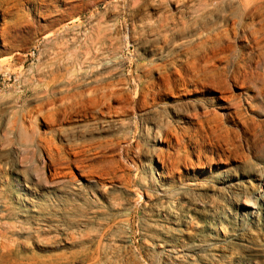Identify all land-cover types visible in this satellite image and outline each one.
<instances>
[{"label":"rangeland","instance_id":"374dc122","mask_svg":"<svg viewBox=\"0 0 264 264\" xmlns=\"http://www.w3.org/2000/svg\"><path fill=\"white\" fill-rule=\"evenodd\" d=\"M181 1L185 4L179 6ZM167 2L171 3L162 0H33L35 4H42L37 12L28 13L30 4H25L23 9L12 11V15L3 14L0 8V264H264V64L256 61L264 47V14L260 20L257 17L247 22H255L251 24V31L257 30L254 37L260 43L258 46L248 48L249 32H242L240 28L236 39L230 37L227 42L232 43L233 49L221 55L228 61L201 64L195 60L201 55H197L198 43L212 31L226 29L225 25L231 24L228 26L231 28V19L221 23L217 17H207L198 22L193 12L196 0ZM180 10H184L182 19L190 25L187 30L178 19ZM166 13L174 22H167L161 30L157 20L161 15L168 17ZM166 29L171 33L183 30V33L174 32L173 37L166 33L168 37L163 39L161 35ZM98 33L101 34L99 41L95 39ZM245 53L252 58L251 62L238 66L233 63L234 58H247ZM197 65L199 68H195ZM209 72L228 77L230 93L223 96L233 97L230 103L220 101V93L205 84L204 80L211 79ZM250 75L255 78L252 80ZM178 76L181 79H177ZM233 76L245 83V89L233 85ZM39 81L72 83L78 86L77 92L86 93L90 99L95 96L98 105L90 103L87 108L84 102L85 109L80 108L81 100L76 98L75 102L80 101L75 109L67 111V117H59L61 124L54 126L58 131L55 134H50L39 118L34 144L24 150L17 142L16 130L7 126V121L10 114L17 111L24 127L32 129L30 120L37 116L35 108L44 103L45 95L40 92L36 96L26 84L35 85ZM118 81L123 83L121 87ZM96 86L101 89L97 90ZM165 86L168 90L164 91ZM113 91L118 92L114 95ZM63 96L64 92L56 93L53 107L44 106L42 113L57 105L61 108L68 105L71 100L60 101ZM105 97L107 101L103 100ZM126 100H132L131 105ZM211 100L217 101L219 106L211 104ZM228 112H240L239 122L228 121L224 116ZM207 118H214V122L207 123ZM45 130L47 132H43ZM43 138L51 141L39 140ZM223 138L236 144L225 142ZM167 154L172 156V161ZM58 163L65 168H57ZM120 166L124 170H120ZM60 173L61 176L56 177ZM119 176H123L120 182Z\"/></svg>","mask_w":264,"mask_h":264},{"label":"bare ground","instance_id":"6f19581e","mask_svg":"<svg viewBox=\"0 0 264 264\" xmlns=\"http://www.w3.org/2000/svg\"><path fill=\"white\" fill-rule=\"evenodd\" d=\"M43 1V0H42ZM70 1V0H69ZM141 1V0H140ZM163 2H166V3H169V2H167L168 0H162ZM174 1H176V0H174ZM190 2H191V0H189ZM197 2V4H196V6L195 7H193V12H194V14L196 15V18L198 19V22H202L205 18H207V17H217V18H219V20H220V22L222 23H226V21H228L229 20V18L231 19V21H232V27L231 28H228V26H230V25H225L227 28L226 29H223V30H219V31H212V33L210 34V35H206L204 38H202L201 40H200V42L198 43V45H197V47H196V49H197V55H200V56H197L196 57V61L197 62H201V64H209V63H211V62H217V61H220L221 59H226L225 57H222L221 55L222 54H224L225 52H229V51H231L232 49H233V45H232V43H227V42H229L230 40V37H232L234 40L236 39V37H237V30L239 31V29L241 28V31L242 32H245V31H248L249 32V37L246 39V43H247V47L248 48H251L252 46L251 45H255V46H258L260 43H259V41H257L256 40V38L254 37V34H256V32H257V30L255 31H251V29H252V25L251 24H254V23H251V24H248L249 22L248 21H253L255 18H259V20H260V18L263 16V14H264V0H196ZM35 2H37V1H35ZM130 2V1H129ZM147 2V1H146ZM114 3V2H113ZM171 3V2H170ZM169 3V4H170ZM25 4H30V8H29V10H28V13H31V12H37L39 9H40V7L42 6V4L41 3H39V4H35V3H33V0H0V8H3V14H7V15H10L11 13H12V11H19L18 9H23V7L25 6ZM128 4V3H127ZM130 4V3H129ZM159 4V3H158ZM162 4H164V3H162ZM185 3H183V1H181L180 3H179V6L181 5H184ZM150 5V4H149ZM174 5V4H173ZM175 5H177V4H175ZM174 5V6H175ZM194 5V4H193ZM126 6V5H125ZM128 6V5H127ZM126 6V7H127ZM130 6V5H129ZM145 6V5H144ZM158 7V6H157ZM110 8V7H109ZM131 8V7H130ZM189 8V7H188ZM111 9V8H110ZM149 9V8H148ZM148 9H147V11H148ZM175 9H177V7L175 8ZM174 9V10H175ZM1 10V9H0ZM154 10V9H153ZM186 10V9H185ZM169 11H170V9H169ZM188 11V10H187ZM183 12H184V10H183ZM183 12H181V10H180V12H179V17H178V19L179 20H181V24H182V28L183 29H189L190 28V25H188V22H186L184 19H182L183 18V16H184V14L185 13H183ZM149 13V12H148ZM172 12L170 11V14H171ZM188 13V12H187ZM143 14V13H142ZM159 14V13H158ZM166 14H168V13H166ZM12 15V14H11ZM16 15V14H15ZM156 15V14H155ZM175 15V14H174ZM193 15V14H192ZM177 16V15H176ZM18 17V16H17ZM146 17V16H145ZM188 17V16H187ZM144 18V17H143ZM154 18H156V17H154ZM189 18V17H188ZM145 19V18H144ZM150 19H151V17H150ZM183 20V21H182ZM190 20V19H189ZM209 20V19H208ZM213 20V19H212ZM169 21H171V22H174V18L173 17H169V14H168V17H167V15L166 16H163V15H161L160 17H158V20H157V23H159V28L162 30L164 27H166L165 25H167L168 23L167 22H169ZM177 21V20H176ZM210 21V20H209ZM256 21V20H255ZM190 22V21H189ZM207 22V21H206ZM212 22V21H211ZM218 22V21H217ZM248 22V23H247ZM176 23V22H175ZM231 23V22H230ZM147 24V23H146ZM170 24V23H169ZM180 24V25H181ZM261 24H262V22H261ZM5 25V24H4ZM158 25V24H157ZM194 25H197V22L196 23H194ZM209 25V24H208ZM264 25V24H263ZM6 26V25H5ZM61 26V25H60ZM262 26V25H261ZM4 27V26H3ZM158 27V26H157ZM200 27V26H199ZM263 27V26H262ZM65 27H63V29H64ZM144 28V27H143ZM172 28V27H171ZM192 28V27H191ZM196 28H198V27H196ZM208 28V27H207ZM258 28V30H259V28L261 29V27H257ZM5 28H3V31H5L4 30ZM155 29V28H154ZM169 29V28H168ZM62 30V29H61ZM114 31H115V29H113ZM146 30V29H145ZM174 30V29H173ZM191 30V29H190ZM208 30V29H207ZM210 30H212V29H209V31ZM217 30V29H216ZM179 30H174V31H172V33H174V32H178ZM205 31V30H204ZM59 32V31H58ZM116 32V31H115ZM151 32H153V31H151ZM159 32V31H158ZM164 32V34L163 35H161L162 36V38L163 39H166L168 36L166 35V33H169L170 34V36H172V33H171V31L170 30H164L163 31ZM162 32V33H163ZM180 32V31H179ZM188 32V31H187ZM199 32V31H198ZM203 32V31H202ZM208 32V31H207ZM264 32V31H263ZM149 33V32H148ZM180 33H183V30L180 32ZM6 34H7V32H6ZM103 34V33H102ZM117 34V33H116ZM160 34V33H159ZM247 34V33H246ZM261 34H262V31H261ZM104 35H106V34H104ZM156 35V34H155ZM190 35V34H189ZM192 35H193V33H192ZM107 36V35H106ZM181 36V35H180ZM187 36V35H186ZM196 36H197V33H196ZM239 36V35H238ZM263 37H264V35H262ZM46 38H47V36H45ZM49 37V36H48ZM59 37V36H58ZM100 37H101V34L100 33H98V34H96L95 35V39L97 40V41H99L100 40ZM173 37V36H172ZM172 37H170V38H172ZM177 37V36H176ZM179 37V36H178ZM191 37V36H190ZM195 37V36H194ZM198 37V36H197ZM81 38V37H80ZM84 38H86V37H84ZM103 38V37H102ZM116 38V37H115ZM155 38V37H154ZM169 38V39H170ZM231 38V39H232ZM244 38V37H243ZM51 39V38H50ZM94 39V38H93ZM107 39V38H106ZM109 39V38H108ZM107 39V40H108ZM160 39V38H159ZM193 39V38H192ZM195 39V38H194ZM242 39V38H241ZM179 40V39H178ZM178 40H177V42H178ZM240 40V39H239ZM64 41V40H63ZM91 41V40H90ZM104 41H105V39H104ZM157 41V40H156ZM171 41V40H170ZM187 41V40H186ZM62 42V41H61ZM60 42V43H61ZM112 42V41H111ZM162 42V41H161ZM182 42V41H181ZM184 42V41H183ZM226 42V43H225ZM235 42V41H234ZM79 43V42H78ZM89 43V42H88ZM163 43V42H162ZM161 43V44H162ZM174 44H175V42H174ZM262 44V43H261ZM66 45V44H65ZM75 45V44H74ZM78 45V44H77ZM91 45V44H90ZM107 45V44H106ZM176 45V44H175ZM193 45V44H192ZM101 46V45H100ZM99 46V47H100ZM110 46V45H109ZM154 46V45H153ZM172 46H174V45H172ZM182 46V45H181ZM191 46V45H190ZM254 46V47H255ZM60 47H61V45H60ZM66 47V46H65ZM72 47V46H71ZM111 47H112V45H111ZM183 47H185V46H183ZM96 48V47H95ZM107 48V47H106ZM146 48V47H145ZM165 48V47H164ZM178 48V47H177ZM69 49V47L67 48V50ZM169 49V48H168ZM181 49V48H180ZM238 49V48H237ZM70 50V49H69ZM100 50H101V48H100ZM111 50H112V48H111ZM157 50V49H156ZM62 51V53H63V50H61ZM80 51V50H79ZM172 51V50H171ZM179 51V50H178ZM181 52H182V50H180ZM252 51V50H251ZM260 54H259V56H258V60H256L257 62H258V64H264V47L263 48H261L260 49ZM103 52V51H102ZM101 52V53H102ZM149 52V51H148ZM154 52V51H153ZM163 52V51H162ZM239 52V51H238ZM242 52V51H241ZM240 52V53H241ZM59 53V52H58ZM99 53V52H98ZM105 53V52H104ZM156 53V52H155ZM164 53V52H163ZM169 53H171V52H169ZM243 53V52H242ZM57 54V53H56ZM93 54V53H92ZM161 54V53H160ZM165 54V53H164ZM163 54V56H166V55H164ZM182 54V53H181ZM228 54V53H227ZM227 54H226V57H227ZM89 55V54H88ZM118 56V55H117ZM158 56V55H157ZM245 56H247L246 55V53H245ZM244 56V57H245ZM72 57H74V56H72ZM98 57V56H97ZM160 57V56H159ZM158 57V58H159ZM178 57V56H177ZM85 58V57H84ZM93 58V57H92ZM107 58V57H106ZM110 58V57H109ZM161 58V57H160ZM174 58H176V57H174ZM232 58H233V56H232ZM54 59V58H53ZM71 59V58H70ZM81 59V58H80ZM79 59V60H80ZM83 59V58H82ZM101 59V58H100ZM164 59V58H163ZM171 59V58H170ZM56 60V59H55ZM55 60H52V61H55ZM165 61H166V59H164ZM168 60V59H167ZM90 61V60H89ZM106 61H107V59H106ZM105 61V62H106ZM114 61V60H113ZM225 61H228V60H225ZM245 61H247V62H251L252 61V58L250 57V56H247V58H243V56H242V59L241 58H234V60H233V63L234 64H237V66L238 65H240V63H244ZM69 62H72V61H69ZM87 62V61H86ZM103 62V61H102ZM116 62V61H115ZM154 62V61H153ZM157 62V61H156ZM159 62V61H158ZM167 62H169V61H167ZM88 63H90V62H88ZM96 63V62H95ZM155 63V62H154ZM223 63V62H222ZM254 63H256V62H254ZM96 64H98V63H96ZM164 64V63H163ZM166 64V63H165ZM176 64V63H175ZM180 64V63H179ZM199 64V63H198ZM200 64V65H201ZM245 64V63H244ZM257 64V63H256ZM196 65V64H195ZM247 65V64H246ZM250 65V64H249ZM248 65V66H249ZM70 66V65H69ZM73 66V65H72ZM94 66V65H93ZM99 66V65H98ZM112 66V65H111ZM162 66V65H161ZM160 66V67H161ZM213 66H215V65H213ZM217 66V65H216ZM228 66V65H227ZM182 67V66H181ZM180 67V68H181ZM226 67V66H225ZM59 68H61V67H59ZM58 68V69H59ZM86 68V67H85ZM102 68V67H101ZM110 68V67H109ZM113 68V67H112ZM158 68V67H157ZM186 69H187V67H185ZM190 68V67H189ZM195 68H199L198 67V65H197V67L195 66ZM249 68L251 69V65L249 66ZM183 71H184V66H183ZM192 69H194V67L192 68ZM212 69H213V67H212ZM263 69V68H262ZM59 70H61V69H59ZM83 70H86V69H83ZM111 70V69H110ZM176 70V69H175ZM190 70H191V68H190ZM190 70H188V71H190ZM207 70V69H206ZM246 70H248L247 68H246ZM245 70V71H246ZM259 70V69H258ZM88 71V70H87ZM177 71H181L180 69H178L177 68ZM240 71H241V69H240ZM250 71H252V70H250ZM255 71V70H254ZM253 71V73H255ZM102 72V71H101ZM107 72V71H106ZM146 72H147V70H146ZM199 72H201V67H200V69H199ZM259 72V71H258ZM149 73H151V72H149ZM156 73V72H155ZM170 73V72H169ZM168 73V74H169ZM178 73H181V72H178ZM188 73V72H187ZM187 73H185V75L187 74ZM195 73L197 74V72L195 71ZM203 73V72H202ZM210 73V78L211 79H206V80H204V82H205V84L207 85V86H209L211 89H214V90H216V91H218V94H219V100L220 101H223V102H225V103H230L231 102V100L233 99V97L231 98H229V96H228V94H227V96H228V98L227 97H224L225 96V94L226 93H228L229 92V89H230V85H229V83L227 82V78L228 77H225V78H223V76H222V74L221 73H219V74H217V73H215V72H209ZM251 73V72H250ZM249 73V74H250ZM264 73V72H263ZM45 74V73H44ZM43 74V75H44ZM50 74V73H49ZM48 74V75H49ZM59 74H62V72L61 73H59ZM58 74V75H59ZM87 74H89V73H87ZM98 74V73H97ZM167 74V75H168ZM191 74V73H190ZM230 74V73H229ZM248 74V73H247ZM260 74V73H259ZM100 75H102V74H100ZM147 74L145 73V76H146ZM152 75V74H151ZM171 75H173V74H171ZM183 76H184V74H182ZM199 75H200V73H199ZM262 75V74H261ZM148 76V75H147ZM163 76H165V75H163ZM174 76V75H173ZM176 77H177V74L175 75ZM191 76V75H190ZM189 76V77H190ZM230 76V75H229ZM248 75H246V77H247ZM19 77V76H18ZM21 77V76H20ZM41 77V76H40ZM45 77V76H44ZM61 77V76H60ZM59 77V78H60ZM101 77V76H100ZM194 77V76H193ZM250 77H251V75H250ZM260 77V76H259ZM259 77H256V78H259ZM153 78H155V77H153ZM158 80H160L158 77H156ZM168 78V77H167ZM191 78V77H190ZM231 78V77H230ZM255 78V77H254ZM253 78V79H254ZM36 79V78H35ZM56 79V78H55ZM97 79V78H96ZM177 79H181V77H179L178 76V78ZM189 79V78H188ZM192 79V78H191ZM244 79V78H243ZM251 79H252V77H251ZM252 79V80H253ZM117 80V79H116ZM150 80H151V78H150ZM157 80V81H158ZM165 80H167L166 78H165ZM169 80V79H168ZM239 80H240V77H239ZM104 81V80H103ZM155 81V80H154ZM161 81V80H160ZM182 81H184V80H182ZM233 85L234 86H237V88H238V85H239V87H241V88H243V89H245V83L244 82H238V77H236V76H233ZM136 82H138V81H136ZM162 82H164V80L162 81ZM172 82V81H171ZM38 83V82H37ZM112 83V82H111ZM119 83H121V81L119 82L118 81V84ZM147 83V82H146ZM173 83H175V80H174V82ZM192 83V82H191ZM191 83H190V85H191ZM231 83H232V81H231ZM110 84V83H109ZM122 84L123 83H121V85L119 84V86L121 87L122 86ZM176 84V83H175ZM177 84H179L178 83V81H177ZM181 84V83H180ZM182 84H184V83H182ZM186 84V83H185ZM247 84V83H246ZM27 86H29V88H32V90H33V92H35V95L37 96V95H39L40 94V92H42V93H44V95H45V98H44V103H40V104H37L38 106L35 108V112H36V115L37 116H35V117H33L31 120H30V122H31V130L30 129H27V128H25L24 127V123H23V120H22V118H21V116H20V114L17 112V111H14V112H12L11 114H10V116H9V118H8V121H7V126H10V127H12L11 129L13 130H16V139H17V142H18V144H19V146L21 147V148H23L24 150H27L30 146H32L33 144H34V138H35V130H36V127L38 126L37 125V122L39 121V118H41L44 122L43 123H45L46 124V126H47V128L49 129V132H50V134H52V133H57L58 131L57 130H54V126H56L57 125V123H58V121H60V119H59V117L60 116H62V117H64V115H66V117H67V114H65L67 111H73L74 109H75V107H76V105H77V102H79L80 100H81V104H80V108H82V106L84 105V102L86 103V107L88 108V105L90 104V103H92V104H96V105H98L96 102L97 101H95V96H94V99H90V97H89V95H86V93H84V92H80V91H76V90H78L79 88H78V86H75L74 84H72V83H68V84H64V85H61V84H59V83H54L53 81H49V82H40L39 81V83L38 84H35V85H29V83H27L26 84ZM100 85H102V84H100ZM105 84H103V86H104ZM138 85V84H137ZM146 85V84H145ZM154 85H156V84H154ZM159 85V84H158ZM163 85H164V83H163ZM166 85V84H165ZM167 85H170V82H169V84L167 83ZM166 85V86H167ZM254 85V84H253ZM110 86H111V84H110ZM109 85H108V88L110 87ZM118 86V87H119ZM165 86V89H164V91L165 90H168L167 89V87ZM187 86V85H186ZM232 86V85H231ZM248 86V85H247ZM99 87H102V86H99ZM115 87H117V86H115ZM117 87V88H118ZM157 87V86H156ZM159 87V86H158ZM172 87H173V85H172ZM175 87H176V85H175ZM201 87H204L203 85H201ZM94 88V87H93ZM96 88H97V90L98 89H101V88H98L97 86H96ZM96 88H95V90H96ZM103 88V87H102ZM106 88H107V86H106ZM112 88V87H111ZM151 88H153V86H150V89ZM184 88V87H183ZM248 88V87H247ZM246 88V89H247ZM61 89H63L62 91H61ZM90 89V88H89ZM150 89L149 90H146V89H144L145 91H150ZM161 89H162V87H161ZM175 89V88H174ZM177 89H179V88H177ZM239 89V88H238ZM249 89V88H248ZM88 90V89H87ZM95 91V92H98V91ZM119 90H121V88H119ZM118 90V91H119ZM153 90H155V89H153ZM158 90H160V89H158ZM185 90V89H184ZM183 90V91H184ZM190 90V89H189ZM193 90V89H192ZM199 90V89H198ZM213 90V91H214ZM86 91V90H85ZM115 91V90H114ZM114 91H113V93H114ZM118 91H116V92H118ZM186 91V93H187V90H185ZM249 91V90H248ZM247 90H246V92H248ZM62 92H64V96L62 97V98H60V101H67L68 99L69 100H71L70 101V103H68V105H66V106H64V107H58V105L56 106V107H54L51 111H49V112H46V113H42V110H43V107L44 106H46V107H48V106H50V105H52L51 107H53V104H55L54 102H53V97L56 95V93H62ZM94 92V93H95ZM115 92V93H116ZM124 92V91H123ZM136 92V91H135ZM174 92V91H173ZM204 92V91H203ZM241 92H245V91H241ZM94 93H91L92 95L94 94ZM112 93V92H111ZM115 93H114V95H115ZM119 93H121V92H119ZM137 93V92H136ZM142 93L143 92H141V96H143L142 95ZM152 93V92H151ZM161 93H162V91H161ZM163 93H165V92H163ZM168 93H169V91H168ZM167 93V94H168ZM178 93V92H177ZM188 93H189V91H188ZM230 93V92H229ZM260 93V92H259ZM109 94V93H108ZM138 94V93H137ZM157 94H158V92H157ZM175 93H173V95H174ZM185 94V93H184ZM232 94V93H231ZM241 94V93H240ZM110 95H112V94H110ZM117 95V94H116ZM122 95V94H121ZM140 95V94H139ZM148 95H151V94H149L148 93ZM171 95V94H170ZM180 96H181V94H179ZM187 95H189V94H187ZM224 95V96H223ZM255 95V94H254ZM260 95H261V93H260ZM10 96V95H9ZM9 96H7V98L9 97ZM98 96V95H97ZM152 96H154V95H152ZM176 96V94L173 96V97H175ZM245 96V95H244ZM18 97V96H17ZM85 97H88V99H86ZM108 97V96H107ZM118 97H120V96H118ZM122 97V96H121ZM172 97V98H173ZM80 99L79 101H77V102H75V99ZM85 98V99H84ZM92 98V97H91ZM102 99L101 97H96V99ZM123 98V97H122ZM125 98V97H124ZM140 98V97H139ZM138 98V99H139ZM217 98V97H216ZM244 98V97H243ZM18 99V98H17ZM33 99V98H32ZM118 99V98H117ZM151 101H152V99H153V97H152V99L151 98H149ZM9 100H11V99H9ZM103 100H106L107 101V99H106V97L105 98H103ZM141 100H142V97H141ZM4 101V100H3ZM58 101V100H57ZM101 101V100H100ZM105 101V102H106ZM120 101H122V99H120ZM127 101V100H126ZM132 101V100H131ZM131 101H129V102H131ZM247 101V100H246ZM9 102V101H8ZM15 102V101H14ZM37 102V101H36ZM35 102V103H36ZM74 102V103H73ZM104 101H103V103H105ZM111 102V101H110ZM109 102V103H110ZM128 101H127V103H129ZM138 102H140V101H138ZM143 102V101H142ZM217 102V101H216ZM214 100H211V104H214V105H216V106H219V104H217ZM4 103V102H3ZM57 103V102H56ZM102 103V102H101ZM100 103V104H101ZM135 103H137V102H135ZM141 103V102H140ZM152 103H154V102H152ZM247 103V102H246ZM58 104V103H57ZM62 104H63V102H62ZM108 104V103H107ZM118 104V103H117ZM116 104V106H118ZM120 104V103H119ZM142 104V103H141ZM155 104V103H154ZM180 104V103H179ZM178 104V105H179ZM240 104V103H239ZM238 104V105H239ZM242 104H244V102L242 103ZM129 105H131L130 103H129ZM1 106V105H0ZM85 106H83L84 107V109H85ZM120 106V105H119ZM124 106H125V104H124ZM124 106H122V107H124ZM127 106V105H126ZM135 106V105H134ZM139 106V105H138ZM144 106V105H143ZM147 106H149V105H147ZM226 106V105H225ZM240 106H241V104H240ZM244 106V105H243ZM97 107V106H96ZM150 107V106H149ZM148 107V108H149ZM151 107H153V106H151ZM173 107V106H172ZM242 107V106H241ZM94 108V107H93ZM103 108V107H102ZM109 108H111V106H109ZM112 108H114V107H112ZM129 108V107H128ZM135 108H138L137 106L135 107ZM221 108V107H220ZM226 108V107H225ZM91 109V108H90ZM134 109V108H133ZM152 109H155V108H152ZM189 109V108H188ZM207 109V108H206ZM227 109H228V107H227ZM45 110V109H44ZM97 110V109H96ZM98 110H100V108H98ZM111 110V109H110ZM120 110L122 111V109L120 108ZM128 110V109H127ZM139 110H140V107H139ZM142 110V109H141ZM162 110V109H161ZM190 110H191V108H190ZM199 110V109H198ZM201 110V109H200ZM241 110V109H240ZM239 110V111H240ZM76 111H77V109H76ZM81 111H84V110H82L81 109ZM92 110H90V111H88V112H91ZM106 111H108V110H106ZM124 111V110H123ZM165 111V110H164ZM172 111V110H171ZM208 112H209V110H207ZM212 111H214V110H212ZM233 111V110H232ZM249 111V110H248ZM99 112V111H98ZM208 112H205L204 114H207L208 115ZM216 112V111H215ZM244 112V111H243ZM247 112V111H246ZM77 113H78V111H77ZM93 113V112H92ZM91 113V114H92ZM97 113V112H96ZM112 113V112H111ZM134 113V112H133ZM161 113V112H160ZM178 113V112H177ZM198 113V112H197ZM203 113V112H202ZM210 113V112H209ZM25 114H26V112H25ZM63 114V115H62ZM88 114H90V113H88ZM99 114V113H98ZM109 114H110V112H109ZM109 114H108V116H109ZM121 114V113H120ZM198 114H200L201 115V113H198ZM197 114V115H198ZM31 115V114H30ZM71 115H73V114H71ZM70 115V116H71ZM84 115H86V114H84ZM100 115H102L101 113H100ZM119 115V114H118ZM142 115H143V113H142ZM22 116H23V114H22ZM26 116V115H25ZM29 116V115H28ZM74 116V115H73ZM92 116V115H91ZM225 116V118L226 119H228V121L230 120L231 122H236V121H238L239 122V120H240V117H241V114H240V112H232V113H227V114H225L224 115ZM24 117V116H23ZM85 117V116H84ZM89 117H90V115H89ZM94 117V116H93ZM251 117V116H250ZM254 117H256V116H254ZM26 118V117H25ZM91 118V117H90ZM95 118V117H94ZM93 118V119H94ZM139 118H141L140 116H139ZM217 118V117H216ZM222 118V117H221ZM27 119V118H26ZM25 119V120H26ZM135 119V118H134ZM151 119V118H150ZM208 120L206 121L207 123H211V122H214V118H207ZM247 119V118H246ZM62 120V119H61ZM79 121H80V119H78ZM100 120V119H99ZM197 120V119H196ZM195 120V121H196ZM224 120V119H223ZM28 121H29V118H28ZM27 121V122H28ZM65 121V120H64ZM63 121V122H64ZM74 121H75V119H74ZM98 121V120H97ZM111 121H113V120H111ZM175 121V120H174ZM226 121V120H225ZM253 121V120H252ZM91 122H93V121H91ZM121 122V121H120ZM182 122V121H181ZM219 122V121H218ZM246 122H247V120H246ZM60 123V122H59ZM58 123V124H59ZM191 123V122H190ZM222 123V122H221ZM237 123V122H236ZM28 124V123H27ZM61 124V123H60ZM71 124V123H70ZM76 124H78V123H76ZM115 124V123H114ZM143 124V123H142ZM157 124V123H156ZM192 124V123H191ZM201 124V123H200ZM69 125V124H68ZM145 125V124H144ZM198 125V124H197ZM215 125V124H214ZM29 126V125H28ZM27 125H26V127H28ZM96 126V125H95ZM143 126V125H142ZM151 126V125H150ZM184 126V125H183ZM194 126V125H193ZM192 126V127H193ZM207 126V125H206ZM240 126V125H239ZM30 127V126H29ZM28 127V128H29ZM110 127V126H109ZM181 127V126H180ZM228 127V126H227ZM187 128H189V127H187ZM191 128V127H190ZM209 128V127H208ZM37 129H38V127H37ZM92 129L93 128H91V130L90 131H92ZM101 129H103V128H101ZM197 129H198V126H197ZM214 129H220V128H218V127H215ZM226 129H228V128H226ZM240 129H241V127H240ZM11 130V131H12ZM80 130V129H79ZM174 130V129H173ZM223 130H224V128H223ZM233 130H234V128H233ZM264 130V129H263ZM167 131V130H166ZM171 131V130H170ZM169 131V132H170ZM191 131H193V130H191ZM200 131V130H199ZM203 131V130H202ZM209 131V130H208ZM230 131V130H229ZM43 132H47L46 130L45 131H43ZM65 132H67V131H65ZM88 132V131H87ZM175 132V131H174ZM207 132V131H206ZM215 132V131H214ZM219 132V131H218ZM240 131H238V133H239ZM9 133H10V130H9ZM64 133V132H63ZM167 133H168V131H167ZM176 133V132H175ZM196 133H197V131H196ZM209 133V132H208ZM242 133V132H241ZM65 134V133H64ZM79 134H81V133H79ZM94 134V133H93ZM173 134V133H172ZM171 134V135H172ZM185 134V133H184ZM192 134V133H191ZM205 134V133H204ZM216 134V133H215ZM218 134V133H217ZM240 134V133H239ZM42 135V134H41ZM67 135H69L68 133H67ZM96 135H98V134H96ZM110 135V134H109ZM177 135V134H176ZM194 135V134H193ZM192 135V136H193ZM197 135H199V134H197ZM201 135V134H200ZM220 135V134H219ZM223 135V134H222ZM245 135H246V133H245ZM244 135V136H245ZM93 136V135H92ZM102 136H104V135H102ZM165 136V135H164ZM168 136V135H167ZM188 135L186 134V137H187ZM202 136H204V135H202ZM224 136V135H223ZM222 136V137H223ZM229 136V135H228ZM240 136V135H239ZM6 137V136H5ZM40 137H42V136H40ZM45 137V136H44ZM49 137H51V135L49 136ZM58 137V136H57ZM94 137H97V136H95L94 135ZM169 137V136H168ZM180 137H181V135H180ZM197 137H199V136H197ZM220 137V136H219ZM218 137V138H219ZM172 138V137H171ZM174 138V137H173ZM178 138H179V136H178ZM182 138H184V137H182ZM196 138V137H195ZM202 138H204V137H202ZM214 138V137H213ZM217 138V139H218ZM221 138V137H220ZM219 138V139H220ZM233 138H235V137H233ZM240 138V137H239ZM38 139V138H37ZM42 139V138H41ZM41 139H39L40 141H42V142H46L48 139H44L43 138V140H41ZM60 139H62V138H60ZM111 139V138H110ZM124 139V138H123ZM162 139V138H161ZM169 139V138H168ZM189 139H190V137H189ZM242 140H243V138H241ZM44 140H46V141H44ZM82 140V139H81ZM92 140V139H91ZM117 140V139H116ZM164 141H166L167 142V139L165 138V139H163ZM163 140H161V141H163ZM174 140V139H173ZM178 140V139H177ZM192 140V139H191ZM197 140V139H196ZM223 141H225V142H228V141H230L231 142V139H228V138H223L222 139ZM238 140V139H237ZM49 142L51 141V139H49L48 140ZM58 141V140H57ZM56 141V142H57ZM202 141V140H201ZM204 141V140H203ZM219 141V140H218ZM222 141V142H223ZM239 141H241V140H239ZM249 141V140H248ZM89 142V141H88ZM91 142V141H90ZM107 143H108V141H106ZM169 142V141H168ZM167 142V143H168ZM173 142V141H172ZM175 143H177L176 142V140L174 141ZM179 142H180V140H179ZM197 142H199V141H197ZM216 142V141H215ZM4 143V142H3ZM2 143V144H3ZM38 143V142H37ZM62 143V142H61ZM204 143V142H203ZM213 143V142H212ZM231 143H234V142H231ZM50 144V143H49ZM48 144V145H49ZM97 144V143H96ZM173 144V143H172ZM178 144V143H177ZM196 144V143H195ZM207 144V143H206ZM223 144V143H222ZM229 144V143H228ZM227 144V145H228ZM234 144H236V143H234ZM250 144V143H249ZM259 144H261V143H259ZM44 145V144H43ZM93 145V144H92ZM92 145H90V146H92ZM107 145V144H106ZM197 145V144H196ZM201 145H202V143H201ZM209 145H212V144H210L209 143ZM217 145V144H216ZM231 145V144H230ZM243 145V144H242ZM47 146V145H46ZM80 146V145H79ZM97 146V145H96ZM96 146H94V147H96ZM138 146V145H137ZM179 146H181V145H179ZM185 146V145H184ZM195 146V145H194ZM198 146V145H197ZM207 146H208V144H207ZM48 148H49V146H47ZM83 147H84V145H83ZM172 147H174V146H172ZM215 147H217V149H218V146H215ZM225 147V146H224ZM256 147H257V144H256ZM44 148H46V147H44ZM65 148V147H64ZM63 148V149H64ZM85 148V147H84ZM84 148L82 149L83 151H84ZM193 148V147H192ZM198 148V147H197ZM196 148V149H197ZM208 148V147H207ZM220 148V147H219ZM49 149H51V148H49ZM55 149V148H54ZM53 149V151H55ZM58 149V148H57ZM56 149V150H57ZM60 149V148H59ZM80 149V148H79ZM80 149V150H81ZM164 149H166V148H164ZM170 149H172L171 147H170ZM216 149V148H215ZM214 149V150H215ZM233 149V148H232ZM254 149V148H253ZM256 149V148H255ZM259 149V148H258ZM30 150H32V149H30ZM34 150V149H33ZM32 150V151H33ZM44 150H46V149H44ZM162 150H163V148H162ZM173 150L175 151V149L173 148ZM224 150V149H223ZM238 150V149H237ZM52 150H51V152L50 153H52L53 152ZM63 151V150H62ZM77 152L79 151V150H76ZM83 151H81L82 153H83ZM173 151V152H174ZM198 151V150H197ZM251 151V150H250ZM249 151V152H250ZM24 152V151H23ZM22 152V153H23ZM26 152V151H25ZM49 152V151H48ZM47 152V153H48ZM66 152H68V151H66ZM188 152V151H187ZM200 152V151H199ZM208 152V151H207ZM221 152V151H220ZM226 152V151H225ZM240 152V151H239ZM30 153V152H29ZM56 153H58V152H55V154ZM71 154H74V153H72V152H70ZM105 153V152H104ZM147 153V152H146ZM160 153H162V151L160 152ZM160 153H158V154H160ZM222 153V152H221ZM232 153V152H231ZM237 153V152H236ZM246 153V152H245ZM21 154V153H20ZM24 154V153H23ZM53 154H54V152H53ZM79 154H80V152H79ZM148 154V153H147ZM173 154V153H172ZM223 154V153H222ZM234 154V153H233ZM249 154V153H248ZM45 155V154H44ZM70 155V154H69ZM78 155V154H77ZM105 155H106V153H105ZM108 155V154H107ZM167 155H169V154H167ZM219 155V154H218ZM224 155V154H223ZM39 156V155H38ZM57 156V155H56ZM58 156H60V155H58ZM57 156V157H58ZM75 156V155H74ZM73 155H72V157H74ZM112 156V155H111ZM158 156V155H157ZM170 156V155H169ZM209 156V155H208ZM217 156V155H216ZM231 156V155H230ZM229 156V157H230ZM52 157V156H51ZM55 156H53V158H54ZM71 157V156H70ZM69 157V158H70ZM81 157V156H80ZM80 157L77 159V158H75V159H77L76 160V163L78 162V160L80 159ZM110 157V156H109ZM156 157V156H155ZM159 157V156H158ZM171 158H170V160L172 161V156H170ZM184 157V156H183ZM185 157H187L188 158V156H185ZM195 157H196V155H195ZM203 157V156H202ZM207 157V156H206ZM205 157V158H206ZM211 157V156H210ZM223 157H225V156H223ZM222 157V159H223V162L222 163H224V159L225 158H223ZM52 158V159H53ZM60 158V157H59ZM85 158V157H84ZM160 158V157H159ZM162 158V157H161ZM169 158V157H168ZM167 158V159H168ZM204 158V159H205ZM226 158H228V157H226ZM45 159H47V158H45ZM49 159V158H48ZM74 159V160H75ZM95 159V158H94ZM100 158H98V160H99ZM112 159V158H111ZM186 159V158H185ZM184 159V160H185ZM195 159H197V158H195ZM210 159V158H209ZM218 159V158H217ZM251 159V158H250ZM20 160V159H19ZM71 160H72V158H71ZM70 160V161H71ZM81 160H84V159H81ZM158 160H160V159H158ZM182 160V159H181ZM189 160V159H188ZM191 160V159H190ZM228 160V159H227ZM227 160H225V162L227 161ZM232 160V159H231ZM39 161V160H38ZM57 161V160H56ZM100 161V160H99ZM109 161H110V158H109ZM161 162L162 161H165V160H160ZM159 161V162H160ZM187 160H185V162H186ZM212 161H214V160H212ZM222 161V160H221ZM233 161V160H232ZM63 161L61 160V163H62ZM72 162H74V161H72ZM81 163H82V161H80ZM117 162V161H116ZM189 162H191V161H189ZM193 162V161H192ZM238 162V161H237ZM42 163V162H41ZM65 163V162H64ZM69 163V162H68ZM103 163V162H102ZM110 163H111V161H110ZM110 163H109V165H110ZM133 163V162H132ZM166 163V162H165ZM167 163H168V161H167ZM194 163V162H193ZM59 164L60 163H58L57 165L59 166ZM65 164H67V163H65ZM64 164V165H65ZM80 164V163H79ZM84 164V163H83ZM99 164V163H98ZM105 165H107L108 163H104ZM104 164H102V165H104ZM117 165L119 164V163H116ZM171 164V163H170ZM172 164H174V163H172ZM184 164H187V163H184ZM189 164V163H188ZM197 164V163H196ZM200 164H202V163H200ZM45 165V164H44ZM48 165V164H47ZM55 165V164H54ZM53 165V166H54ZM74 165V164H73ZM77 165V164H76ZM85 165V164H84ZM83 165V166H84ZM161 165V164H160ZM165 165V164H164ZM168 165V164H167ZM181 165H183V164H181ZM50 166H51V164H50ZM66 166V165H65ZM75 166V165H74ZM80 167L82 166V164H80L79 165ZM78 166V167H79ZM119 166V165H118ZM141 166V165H140ZM173 166V165H172ZM193 166H195V164L193 165ZM192 166V167H193ZM201 166V165H200ZM203 166V165H202ZM61 167H63V165L61 166V164H60V166L59 167H57V168H61ZM86 167V166H85ZM102 167V166H101ZM167 167V166H166ZM170 167V166H169ZM181 167V166H180ZM185 167V166H184ZM52 168V167H51ZM63 168H65V167H63ZM75 168H77V166H75ZM91 169L92 168H94V167H90ZM102 168H105V166L104 167H102ZM107 168V167H106ZM115 168L117 169V167L115 166ZM120 168H121V166H120ZM135 168V167H134ZM142 168V167H141ZM144 168V167H143ZM183 168V167H182ZM189 168H191L190 167V165H189ZM48 169V168H47ZM53 169V168H52ZM82 169V168H81ZM86 169H88V167L86 168ZM201 169V168H200ZM203 169V168H202ZM226 169V168H225ZM239 169V168H238ZM66 170V169H65ZM68 170V169H67ZM94 170V169H93ZM117 170H119V169H117ZM116 170V171H117ZM120 170H124L123 168H121ZM142 170V169H141ZM169 170V169H168ZM240 170V169H239ZM58 171V170H57ZM60 171V170H59ZM59 171L57 172V173H59ZM68 171H70V170H68ZM90 171V170H89ZM143 171V170H142ZM42 172V171H41ZM62 172V171H61ZM65 172V171H64ZM67 172V171H66ZM93 171H91V173H92ZM100 172H102V170L100 171ZM115 172V171H114ZM148 172V171H147ZM172 172H174V170L172 171ZM177 172V171H176ZM179 172V171H178ZM56 172H53V174L55 175V174H57ZM72 173V172H71ZM88 173V172H87ZM119 173V172H118ZM171 173V172H170ZM1 174V173H0ZM51 173H49V175H50ZM64 174H66V173H64ZM64 174H62V175H64ZM73 174V173H72ZM79 174H81V173H79ZM94 174V173H93ZM98 174V173H97ZM102 174H105V173H102ZM122 174V173H121ZM175 174V173H174ZM179 174V173H178ZM11 175V174H10ZM66 175H68V174H66ZM69 175H70V173H69ZM82 175H84V174H82ZM105 175H107V174H105ZM112 175V174H111ZM130 175V174H129ZM42 176H44V175H42ZM59 176H61V173H60V175H56V177H58L59 178ZM88 176H90V175H88ZM93 176H97L96 174H94ZM102 176V175H101ZM108 176V175H107ZM107 176H102V177H107ZM113 176V175H112ZM14 177V176H13ZM65 177V176H64ZM68 177H70V176H68ZM72 177V176H71ZM74 177V176H73ZM81 177V176H80ZM123 177V176H122ZM122 177H118V181L120 182L121 180H120V178H122ZM216 177V176H215ZM55 178V177H54ZM62 178V177H61ZM98 178H100V177H98ZM40 179V178H39ZM87 179H88V177H87ZM89 179H91V178H89ZM102 179V178H101ZM127 179V178H126ZM132 179V178H131ZM147 179V178H146ZM37 180H38V178H37ZM36 180V181H37ZM103 180V179H102ZM125 180V179H124ZM203 180V179H202ZM217 180H218V178H217ZM255 180H257V179H255ZM69 181H71L70 179H69ZM77 181V180H76ZM98 181V180H97ZM104 181V180H103ZM127 181V180H126ZM125 181V182H126ZM132 181V180H131ZM252 181V180H251ZM61 182V181H60ZM59 182V183H60ZM107 182V181H106ZM109 182V181H108ZM117 182V181H116ZM204 182V181H203ZM220 182V181H219ZM23 183V182H22ZM36 183V182H35ZM37 183H39V182H37ZM129 183H130V181H129ZM133 183H134V181H133ZM4 184H6V183H4ZM54 184H55V182H54ZM146 184V183H145ZM153 184H155V183H153ZM208 184H210V183H208ZM24 185V184H23ZM53 185V184H52ZM93 185V184H92ZM98 185H99V182H98ZM104 185V184H103ZM206 185V184H205ZM6 186V185H5ZM36 186V185H35ZM124 186H125V184H124ZM131 186V185H130ZM174 187V186H173ZM181 187V186H180ZM36 188V187H35ZM177 188V187H176ZM27 189V188H26ZM36 189H39L38 187L36 188ZM41 189V188H40ZM147 189V188H146ZM149 189V188H148ZM163 189V188H162ZM184 189V188H183ZM226 189V188H225ZM28 190V189H27ZM45 190V189H44ZM92 190V189H91ZM145 190V189H144ZM187 190V189H186ZM233 190V189H232ZM49 191V190H48ZM58 191V190H57ZM99 191V190H98ZM139 191V190H138ZM151 191V190H150ZM250 191V190H249ZM91 192H93V191H91ZM198 192V191H197ZM37 193V192H36ZM68 193V192H67ZM136 193H138L137 191H136ZM140 193V192H139ZM167 193V192H166ZM214 193V192H213ZM69 194V193H68ZM71 194V193H70ZM72 195V194H71ZM141 195V193L139 194V196ZM162 195V194H161ZM167 195V194H166ZM47 196V195H46ZM63 196H64V193H63ZM79 196V195H78ZM77 196V197H78ZM164 196V195H163ZM27 197V196H26ZM67 197V196H66ZM141 197V196H140ZM231 198V197H230ZM17 199V198H16ZM23 199V198H22ZM30 199V198H29ZM64 199V198H63ZM69 199V198H68ZM209 199V198H208ZM62 200V199H61ZM60 200V201H61ZM76 200V199H75ZM30 201V200H29ZM52 201V200H51ZM139 201V200H138ZM16 202V201H15ZM35 202V201H34ZM38 202V201H37ZM137 202V201H136ZM148 202V201H147ZM207 202V201H206ZM50 203V202H49ZM19 204V203H18ZM32 204V203H31ZM48 204V203H47ZM46 204V205H47ZM61 204H62V201H61ZM38 205H39V203H38ZM20 206V205H19ZM36 207H37V205H35ZM61 206V205H60ZM64 206V205H63ZM194 206H195V204H194ZM46 206H44V208H45ZM48 207V206H47ZM75 207V206H74ZM42 209V208H41ZM50 209V208H49ZM38 210V209H37ZM74 211V210H73ZM26 213V212H25ZM204 216V215H203ZM73 217V216H72ZM40 218V217H39ZM35 219V218H34ZM254 219V218H253ZM31 220V219H30ZM216 220V219H215ZM218 230V229H217ZM29 237V236H28ZM54 242V241H53ZM54 244V243H53ZM23 248V247H22ZM56 259V258H55ZM63 259V258H62ZM59 262V261H58ZM58 264V263H57ZM60 264V263H59ZM88 264V263H87Z\"/></svg>","mask_w":264,"mask_h":264}]
</instances>
